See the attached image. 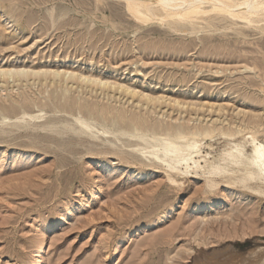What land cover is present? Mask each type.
<instances>
[{
  "label": "rangeland",
  "instance_id": "374dc122",
  "mask_svg": "<svg viewBox=\"0 0 264 264\" xmlns=\"http://www.w3.org/2000/svg\"><path fill=\"white\" fill-rule=\"evenodd\" d=\"M202 6L171 29L122 0H0V67L115 83L0 77V264L264 259V199L158 158L176 128L208 157L222 132L264 146V19Z\"/></svg>",
  "mask_w": 264,
  "mask_h": 264
},
{
  "label": "bare ground",
  "instance_id": "6f19581e",
  "mask_svg": "<svg viewBox=\"0 0 264 264\" xmlns=\"http://www.w3.org/2000/svg\"><path fill=\"white\" fill-rule=\"evenodd\" d=\"M122 1H124L125 9L130 12L135 18L144 21L151 17H156L159 20L169 19L172 21L166 22V25H168V27L171 29L178 27V25L174 24L175 21L180 25H194L196 20H205V16H209L211 12L206 11L207 8L206 6H202L203 4H210L213 8H215V10L219 9L222 12L227 11L232 16L245 18L248 19V21H252L255 23L264 19L263 0ZM217 19L218 18H216V20ZM69 70L45 71L25 68L0 67V77L3 79H13V77H18L20 75L41 74L44 76L45 80L47 79V75H49L51 77L50 80H52L53 84L55 83V81L59 84L61 82L68 83L69 81H71L72 83H79L78 85L91 84L101 89L104 87L106 89L115 87V83L113 82L103 81L102 79L92 77L91 75H83L81 73H75L74 71ZM119 87L123 86L118 85L117 88ZM64 90L67 89L64 88ZM123 91L130 95L134 94V91L129 90V88L127 87H123ZM77 120L83 123V120L81 118H78ZM202 130L204 136L210 134L209 129ZM175 131V136L166 137L162 143V146L160 147L161 155L158 156V158L161 159L164 164H170L172 169L178 170L182 174L194 172L206 175V177L208 178V192L213 191L218 184L224 183L227 186H231L241 191L254 194L260 200L264 199V146L262 145V143L258 142L252 134L245 133L240 140L234 142L229 138V136H231V133L222 132L221 134H224L225 137H227L224 144L222 145V148L219 149L215 154H212L210 157H208V153L203 154L199 141L195 137L189 138L190 135L188 134H190V131H185V129L183 128H176ZM239 132L240 131H238V133ZM157 150L158 148L153 149L149 153L155 156L158 152ZM179 169L183 170L180 171ZM175 182L180 183V181ZM263 250L264 248H257V250L255 251L261 252ZM252 253L253 251H250L246 254V256H249ZM225 257L226 256H220V253L218 251H213L211 253V256L207 258V261H210L213 264H264L263 258L259 262H251L245 258L243 260L238 258L225 260ZM202 264L206 263L203 262Z\"/></svg>",
  "mask_w": 264,
  "mask_h": 264
}]
</instances>
